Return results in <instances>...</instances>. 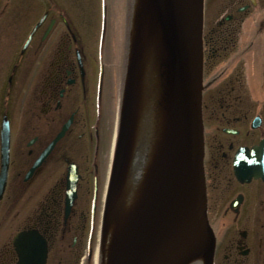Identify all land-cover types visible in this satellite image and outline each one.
<instances>
[{
  "label": "flooded vegetation",
  "instance_id": "flooded-vegetation-1",
  "mask_svg": "<svg viewBox=\"0 0 264 264\" xmlns=\"http://www.w3.org/2000/svg\"><path fill=\"white\" fill-rule=\"evenodd\" d=\"M254 1L225 0L203 35V167L213 264H264V181H240L233 166L237 151L264 138V95L238 90L241 65L264 80V12L248 17L264 0ZM8 2L14 6L7 12ZM18 3L0 0L2 26L21 20ZM69 3L38 1L31 27L4 35L11 54L0 58V125L6 119L9 127L0 264H79L82 236L89 255L104 208L121 67L106 21L83 31L73 19L82 12Z\"/></svg>",
  "mask_w": 264,
  "mask_h": 264
},
{
  "label": "water",
  "instance_id": "water-1",
  "mask_svg": "<svg viewBox=\"0 0 264 264\" xmlns=\"http://www.w3.org/2000/svg\"><path fill=\"white\" fill-rule=\"evenodd\" d=\"M203 1L151 0L156 13L144 5L136 14L135 39L107 189V217L117 203L121 182H125L123 174L134 176L141 168L133 158V151L138 138L145 135V121L137 125V118L144 120L147 101L134 72L139 35L143 40L147 29L155 38L162 39L167 51L163 96L166 121L157 161L163 158L151 164L146 179L141 180L142 208L135 207L122 227L118 221V229L122 228L114 247L118 264H187L194 259L212 264L215 240L206 215L201 116ZM153 20L158 26L153 25ZM7 150L8 134H5L1 146L0 193L6 181ZM234 172L240 180L251 176L264 179V139L252 148L237 151Z\"/></svg>",
  "mask_w": 264,
  "mask_h": 264
},
{
  "label": "rangeland",
  "instance_id": "rangeland-1",
  "mask_svg": "<svg viewBox=\"0 0 264 264\" xmlns=\"http://www.w3.org/2000/svg\"><path fill=\"white\" fill-rule=\"evenodd\" d=\"M28 2L27 7L20 8L23 10V14H27L28 16H25V22L22 24H18V26L15 28L16 31H21L23 28L29 24L31 19L34 17L36 12V3L37 1L43 2L44 0H24V2ZM70 3L68 4V9L72 10L74 7V4H77L78 9L82 12L80 16H74V20H76L77 24H79L80 29L84 31L85 29L90 28L89 25L93 26L96 20V4L100 3L102 6L104 5L106 7L107 11V22L110 31L112 32V47L116 49L117 55H116V62L118 63L119 67L122 66L123 58L125 57V52L127 49L128 44V31H127V19L129 24V30L131 32V14H132V0H70ZM225 0H206L205 4V13H204V24L207 25L217 20V18L220 17V14L223 12V9L221 8L224 4ZM260 6L264 8V1L260 3ZM259 10V8H258ZM258 10L254 9L249 12L250 15H254L258 12ZM264 10V9H263ZM261 11V10H260ZM83 18V21H82ZM82 21V24H81ZM32 22V21H31ZM153 25L158 26V22L156 23L155 20L152 21ZM83 26V28H82ZM0 27L2 25L0 24ZM11 31V25H9L6 29L2 30L0 29V41L6 42L5 33L6 31ZM248 34V29L244 32V30L241 31V36L246 37ZM130 35V33H129ZM131 43V42H130ZM130 48L131 44H129L128 47V57L130 56ZM5 53H7V49L5 48ZM127 60L124 61L123 69H122V75L125 73ZM243 70V80H242V88H238V90H241L242 92H250L253 95H258L260 92L264 95V80H262V77L260 79H257L256 81L251 78V74L253 72L252 67L246 65L242 66ZM240 70V69H239ZM208 79V75L205 77V81ZM251 95V94H250ZM14 111L13 107L11 106V112ZM144 160H140L139 158L136 159V162L139 161V166L143 167ZM99 219V218H98ZM101 221V220H100ZM102 223H98V226L96 229H93V238L91 245L93 246L92 255L87 258L86 264H101V255H102V248L100 249V243H99V231L102 229ZM86 234L82 236L83 242V254L81 256V259H83L84 254H86V247H85V241H86Z\"/></svg>",
  "mask_w": 264,
  "mask_h": 264
},
{
  "label": "bare ground",
  "instance_id": "bare-ground-1",
  "mask_svg": "<svg viewBox=\"0 0 264 264\" xmlns=\"http://www.w3.org/2000/svg\"><path fill=\"white\" fill-rule=\"evenodd\" d=\"M144 5L150 6L151 11L156 13L154 4L151 0H132V31L136 26V14ZM139 24L140 22L138 25ZM148 27L149 26L147 25V28ZM164 53L165 46L162 39L155 38L147 29L146 37L143 38L137 48V56L135 54V56L138 57V62L135 66L134 75L135 78L138 80L140 79V86L145 91L148 98H154L162 92L163 81L167 78L165 73H163L161 66L162 56ZM152 157L150 161H148V164L151 162ZM147 174H149V169L144 166L137 169L136 175L134 176H132L133 174L128 175V172L123 174V181L126 183L121 182L117 203H115L116 205L107 217L109 222L104 225V228L102 227V237L104 242L102 264H118L120 261L116 254V249H114L117 243L116 238L118 240L119 229H122H118V221H120L122 227L125 223L127 224L135 210V207L137 209L142 208V199L139 197L142 190L139 188L141 180L144 178L146 179ZM132 179H134L133 184H131ZM128 182H130V185L127 184ZM149 192H153V190H150Z\"/></svg>",
  "mask_w": 264,
  "mask_h": 264
}]
</instances>
